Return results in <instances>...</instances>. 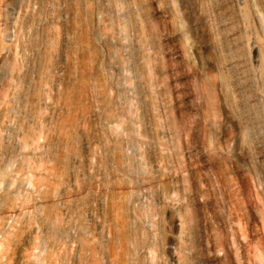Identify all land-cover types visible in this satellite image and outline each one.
<instances>
[{"label": "rangeland", "instance_id": "rangeland-1", "mask_svg": "<svg viewBox=\"0 0 264 264\" xmlns=\"http://www.w3.org/2000/svg\"><path fill=\"white\" fill-rule=\"evenodd\" d=\"M0 264H264V0H0Z\"/></svg>", "mask_w": 264, "mask_h": 264}]
</instances>
